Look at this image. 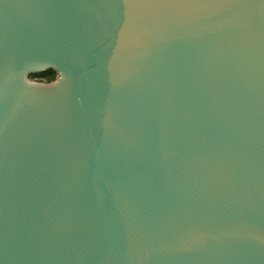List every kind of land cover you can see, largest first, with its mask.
I'll return each mask as SVG.
<instances>
[{"label":"water","instance_id":"95a60500","mask_svg":"<svg viewBox=\"0 0 264 264\" xmlns=\"http://www.w3.org/2000/svg\"><path fill=\"white\" fill-rule=\"evenodd\" d=\"M0 264H264V0H0Z\"/></svg>","mask_w":264,"mask_h":264},{"label":"trees","instance_id":"16d2710c","mask_svg":"<svg viewBox=\"0 0 264 264\" xmlns=\"http://www.w3.org/2000/svg\"><path fill=\"white\" fill-rule=\"evenodd\" d=\"M31 77H39V78H42V77H45L46 80L49 82H52L56 79V73L52 70L46 72V73H42V74H32Z\"/></svg>","mask_w":264,"mask_h":264},{"label":"flooded vegetation","instance_id":"af4514ba","mask_svg":"<svg viewBox=\"0 0 264 264\" xmlns=\"http://www.w3.org/2000/svg\"><path fill=\"white\" fill-rule=\"evenodd\" d=\"M33 79H36L37 82H44V83H48V81L46 80L45 77L39 78V77H31Z\"/></svg>","mask_w":264,"mask_h":264},{"label":"rangeland","instance_id":"374dc122","mask_svg":"<svg viewBox=\"0 0 264 264\" xmlns=\"http://www.w3.org/2000/svg\"><path fill=\"white\" fill-rule=\"evenodd\" d=\"M32 81H37L36 79L31 78Z\"/></svg>","mask_w":264,"mask_h":264}]
</instances>
